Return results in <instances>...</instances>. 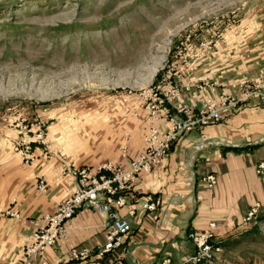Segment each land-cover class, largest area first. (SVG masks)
Returning a JSON list of instances; mask_svg holds the SVG:
<instances>
[{
    "label": "rangeland",
    "instance_id": "374dc122",
    "mask_svg": "<svg viewBox=\"0 0 264 264\" xmlns=\"http://www.w3.org/2000/svg\"><path fill=\"white\" fill-rule=\"evenodd\" d=\"M244 79L264 80V0H0V159L27 141L97 167L144 140L155 92Z\"/></svg>",
    "mask_w": 264,
    "mask_h": 264
},
{
    "label": "crops",
    "instance_id": "0c3cea01",
    "mask_svg": "<svg viewBox=\"0 0 264 264\" xmlns=\"http://www.w3.org/2000/svg\"><path fill=\"white\" fill-rule=\"evenodd\" d=\"M202 95L197 86L186 88L170 108L198 110L206 97ZM34 148L30 162L0 159V264H16L35 230L44 226V215L53 213L76 189L77 179L66 169L81 164ZM144 148L143 138L132 134L120 141L110 159L126 170ZM262 160L264 100L251 96L227 111L222 121L179 137L159 166L139 174L125 192L136 213L129 214V206L120 209L133 226L121 247L102 253L105 217L83 207L69 221L67 238L49 246L46 258L65 264H162L167 258L171 264H193L188 257L196 246L189 232L216 222L214 241L219 250L205 264H264V180L257 172ZM210 172L218 176L213 188L202 179ZM40 178L46 180V192L37 188ZM157 197L162 200L159 218L142 206ZM257 202L262 203L259 222L244 224L246 211ZM74 248H89L90 255L77 258Z\"/></svg>",
    "mask_w": 264,
    "mask_h": 264
},
{
    "label": "built area",
    "instance_id": "2783aa9c",
    "mask_svg": "<svg viewBox=\"0 0 264 264\" xmlns=\"http://www.w3.org/2000/svg\"><path fill=\"white\" fill-rule=\"evenodd\" d=\"M160 88L161 86L158 85L157 89ZM251 96H259L264 100V80L244 79L239 84L238 93H221L217 99L212 96L207 97L198 110L182 106L173 112L169 105L171 101L161 93L155 92L147 105L144 150L131 161L130 167L126 170L112 162L97 167L67 168L66 170L77 179L74 193L62 200L53 213L44 215V226L35 230L32 241L25 246L23 255L16 264H34L36 260H38L37 264H65L49 261L46 258V250L59 239L67 238L69 221L83 207L92 208L105 217L107 239L102 247V253H109L121 247L124 240L132 233L133 226L127 215L120 213V209L129 206V214L136 213V207L129 205L125 192L139 174L151 172L159 166L179 137L222 121L227 111L247 102ZM46 135L43 126L33 133L35 139L40 142H44ZM18 150L25 162L34 160V151L27 141L19 142ZM123 152L126 155L125 148ZM257 172L264 180V160L257 164ZM202 179L211 188L218 183V176L214 172L206 174ZM37 188L39 191H47L48 186L44 178H40ZM161 201V198L157 197L144 202L142 206L146 210L155 212L154 217L159 218L157 208ZM261 208V202L252 205L246 211L243 223L257 224ZM216 226V222H210L205 229L189 232L188 236L196 246L195 252L188 257L193 264H205L214 259L219 250V246L214 241ZM73 252L77 258H87L90 255L89 248H74ZM162 264H171L170 258L165 259Z\"/></svg>",
    "mask_w": 264,
    "mask_h": 264
}]
</instances>
